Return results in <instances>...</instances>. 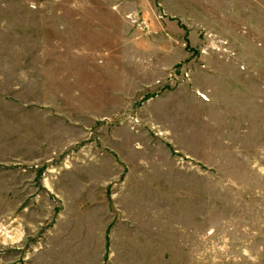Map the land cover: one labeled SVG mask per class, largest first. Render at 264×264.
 Masks as SVG:
<instances>
[{
    "label": "rangeland",
    "instance_id": "rangeland-1",
    "mask_svg": "<svg viewBox=\"0 0 264 264\" xmlns=\"http://www.w3.org/2000/svg\"><path fill=\"white\" fill-rule=\"evenodd\" d=\"M0 264H264V0H0Z\"/></svg>",
    "mask_w": 264,
    "mask_h": 264
}]
</instances>
